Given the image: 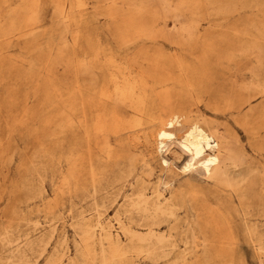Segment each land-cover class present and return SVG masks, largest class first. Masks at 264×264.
<instances>
[{
    "label": "bare ground",
    "instance_id": "6f19581e",
    "mask_svg": "<svg viewBox=\"0 0 264 264\" xmlns=\"http://www.w3.org/2000/svg\"><path fill=\"white\" fill-rule=\"evenodd\" d=\"M157 1L163 15L148 20L151 0H54L55 20L63 24L56 28L62 44L39 70L46 72L42 80L47 98L65 95L61 102L66 115L57 127L67 135L65 179L73 251L64 232L48 249L55 228L51 223L46 230L29 223L23 212L31 208L33 194L12 204L13 219L1 223L0 264H32L35 254L36 259L44 257L43 264H231L234 248L243 243L255 248L259 264H264V159H256L216 117L205 116L190 102L194 82L214 68L210 56L218 43L231 46L217 54L227 62L254 56L252 80L243 87L246 94L224 95L210 104L243 125L254 151L264 157V30L252 25L257 36L246 44L218 35L217 43L205 45L198 16L189 22L181 19L191 4L196 8L197 0ZM90 3L103 8L111 21L119 40L117 52L103 49L85 32L82 23ZM39 5L40 0H19L9 5L8 20L0 19L5 32L20 28L30 52L47 31L39 29ZM210 9L208 26L213 18L225 17L215 6ZM168 13L176 49L171 53L158 45ZM46 50L51 52L50 43ZM28 63L31 67L40 62ZM57 63L65 64L68 76L62 94V85L47 66ZM257 97L260 100L253 102ZM172 143L186 153L178 167L186 176L152 180L145 150L171 167L170 157L180 158ZM110 193L123 197L112 217L104 199ZM50 214L52 221L56 216Z\"/></svg>",
    "mask_w": 264,
    "mask_h": 264
},
{
    "label": "rangeland",
    "instance_id": "374dc122",
    "mask_svg": "<svg viewBox=\"0 0 264 264\" xmlns=\"http://www.w3.org/2000/svg\"><path fill=\"white\" fill-rule=\"evenodd\" d=\"M18 1L0 0V19L7 21L9 18L6 15L7 9ZM171 2L174 4L175 0ZM210 5L218 8L221 15H225L219 19L213 18L212 26L206 23V19L211 15ZM240 5H243V8H239ZM39 6V29L47 31L39 35V47L34 51H29L28 42L18 31L20 28L5 32L7 26L4 24L0 29V226L2 222L7 224L13 219L10 211L12 204L22 203L28 195L35 194L31 208L24 209L23 212L30 219L29 223H37L39 230L48 229L51 223L55 228L48 249L64 232L67 235L68 249L73 251L74 232L65 179L67 135L57 127L66 115V107L61 102L65 95L51 94L47 98L45 96L47 88L42 80L46 72L39 70V65L44 67L43 61L48 63L47 61L54 56L57 46L62 44V40L59 39L60 28H56L63 24L55 20L57 16L54 13V0H40ZM232 7L238 9L227 15ZM85 10L88 17L86 22L82 23L85 32H89L103 49L117 52L118 35L114 34L111 21L103 15L104 9L95 8L90 3ZM162 13L163 9L159 2L151 0L145 18L154 19L163 15ZM193 16H198L202 24L199 32L207 36L205 45L217 43L215 37L218 35L227 36L233 43L246 44L251 37L257 36L252 25H259L264 30V0H197L196 8H192L191 4L189 9L183 11L181 19L189 22ZM165 23L166 31L163 37H159L158 45L164 52L171 53L176 50L170 41L174 37L171 13H168ZM46 43H50L51 52L46 50ZM138 44L144 48H151L147 41H139ZM218 44L215 53L210 56L214 68L207 71L204 78L194 82L191 107L207 117H216L220 126L236 136L250 154L255 155L256 159L263 160L264 157L254 151L253 139L249 137L247 129L228 115V112L222 113L211 108L210 102L215 98L224 95L234 98L246 94L243 87L252 80L251 69L255 64L252 55L240 57L234 62L218 58L217 54L227 48L231 49L228 42ZM201 50L202 47L194 51L198 53ZM69 51L68 49L67 52ZM28 59H35L40 63L30 67ZM63 64H47L51 66L53 75L58 78L56 83L59 81L62 85L59 90L61 94L65 93V86L68 84L67 71ZM52 91L50 90V93ZM258 100L259 97L253 102ZM170 148L180 152V158L170 157L173 160L171 167L163 165L160 156L154 151L145 150L150 159L152 180L157 176L167 179L173 177L175 180H181L186 176L178 169L179 164L186 158V153L180 151L175 143H172ZM42 149L47 150L45 154ZM262 152L264 153V150ZM136 153L140 155L139 150ZM104 199L108 216L112 217L123 197L110 193ZM50 211L56 216L52 221ZM233 256L231 264H259L257 250L245 243L234 248ZM31 261L32 264H43L44 257L36 259L35 254ZM145 262L161 264L147 260Z\"/></svg>",
    "mask_w": 264,
    "mask_h": 264
}]
</instances>
